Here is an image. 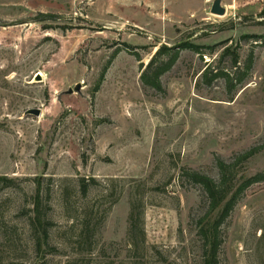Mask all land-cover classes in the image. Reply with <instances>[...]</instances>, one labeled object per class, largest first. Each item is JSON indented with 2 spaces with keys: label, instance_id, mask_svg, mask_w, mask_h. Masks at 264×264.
I'll use <instances>...</instances> for the list:
<instances>
[{
  "label": "rangeland",
  "instance_id": "1",
  "mask_svg": "<svg viewBox=\"0 0 264 264\" xmlns=\"http://www.w3.org/2000/svg\"><path fill=\"white\" fill-rule=\"evenodd\" d=\"M213 2L0 0V264L204 263L210 205L188 174L264 173V44L248 39L264 0H222V17ZM163 45L187 47L159 91L142 74ZM222 241L220 264H264V181Z\"/></svg>",
  "mask_w": 264,
  "mask_h": 264
},
{
  "label": "trees",
  "instance_id": "2",
  "mask_svg": "<svg viewBox=\"0 0 264 264\" xmlns=\"http://www.w3.org/2000/svg\"><path fill=\"white\" fill-rule=\"evenodd\" d=\"M259 19H262L259 23H264V9L258 15ZM249 38L256 39V42H261L264 44V35L262 36H249ZM185 46L180 47H167L161 46L149 65L144 69L142 74V81L146 86L152 87L156 90L162 91L161 78L164 74L172 69L180 56V49ZM187 47V46H186ZM185 47V48H186ZM184 48V49H185ZM238 59L235 61L236 68L238 67ZM253 65V60L250 61L248 69ZM240 69V68H239ZM253 152L248 153L243 157V160H247ZM221 180L219 182L215 181L211 177L198 172H191L189 177L192 179L193 183L199 185L203 188L207 195L209 201V213L204 217L201 227L200 235L204 241V263L203 264H220V249L222 247V227L229 219L243 194L255 183L264 181V173L258 174L254 177H245L238 179L236 172V165L227 164L224 161L218 162ZM3 181H9L7 178H3ZM38 194L36 196V217H35V227L41 233V237L37 240V247L39 251L43 250L46 246H49V233L47 222L43 219L42 214V197H41V183H38ZM83 189L87 191L89 189L88 185H83ZM143 214V213H142ZM141 214V216H142ZM130 230L129 236L130 240L134 245L135 234L137 230V216L136 207L132 206V211L129 218ZM143 238L145 234L143 233ZM145 239H143L144 241Z\"/></svg>",
  "mask_w": 264,
  "mask_h": 264
},
{
  "label": "water",
  "instance_id": "3",
  "mask_svg": "<svg viewBox=\"0 0 264 264\" xmlns=\"http://www.w3.org/2000/svg\"><path fill=\"white\" fill-rule=\"evenodd\" d=\"M211 14L216 15V16H226L227 11L226 9L222 6V0H214L213 6L211 9ZM81 90V85H78L75 90H69L67 94L71 95L74 94V92H80ZM26 115H34L39 117L41 115V110H29Z\"/></svg>",
  "mask_w": 264,
  "mask_h": 264
},
{
  "label": "bare ground",
  "instance_id": "4",
  "mask_svg": "<svg viewBox=\"0 0 264 264\" xmlns=\"http://www.w3.org/2000/svg\"><path fill=\"white\" fill-rule=\"evenodd\" d=\"M216 16V15H215ZM40 77V76H39Z\"/></svg>",
  "mask_w": 264,
  "mask_h": 264
}]
</instances>
